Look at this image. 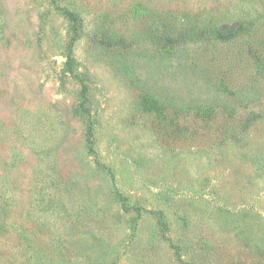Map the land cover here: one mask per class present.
Segmentation results:
<instances>
[{
  "label": "rangeland",
  "instance_id": "1",
  "mask_svg": "<svg viewBox=\"0 0 264 264\" xmlns=\"http://www.w3.org/2000/svg\"><path fill=\"white\" fill-rule=\"evenodd\" d=\"M0 264H264V0H0Z\"/></svg>",
  "mask_w": 264,
  "mask_h": 264
},
{
  "label": "trees",
  "instance_id": "2",
  "mask_svg": "<svg viewBox=\"0 0 264 264\" xmlns=\"http://www.w3.org/2000/svg\"><path fill=\"white\" fill-rule=\"evenodd\" d=\"M61 10L64 16L71 23V26L74 32L76 33L80 27V20H79L77 13L65 6L61 7ZM254 24L255 22L253 21L240 22L231 32H228V33H223L221 30L217 29L216 27H212V26L204 27L201 29L197 27H187L175 33L174 35L172 34V32L165 30L166 32L165 31L158 32L157 35L153 37L155 38L154 44L158 46H165V47L166 46L177 47V46H180L181 44H187V43H193V44L202 43L209 37L214 38L216 40H228V39L236 38L237 36L242 37L244 35H250L252 31L251 29ZM72 62H73V58L69 56L68 58L69 65ZM80 96H81V101L79 105L80 109L82 112H84L87 115V128L85 132V140H86V143L88 144L89 150L96 154L94 146H93L94 144L93 123L91 120L89 109L87 107L88 94H87V87L85 85H83L81 88ZM256 114L257 113L253 112L252 115H249L248 117H246L245 120L241 123L239 130L233 127L232 130L229 132V136L232 137V139L234 140H240L241 132H244L247 130L249 124H251L252 122V118H255ZM118 196L121 201V207L124 210H129V206L126 204L125 196L121 194H119ZM160 226H161L162 231L165 230V222L162 219V217L160 219ZM169 241H170V245L173 248L175 247L178 248V246L175 245L170 239Z\"/></svg>",
  "mask_w": 264,
  "mask_h": 264
}]
</instances>
